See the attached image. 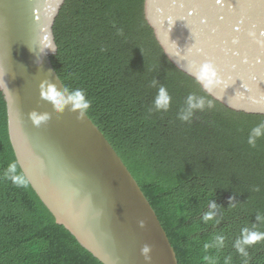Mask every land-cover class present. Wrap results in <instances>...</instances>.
<instances>
[{
	"label": "trees",
	"instance_id": "16d2710c",
	"mask_svg": "<svg viewBox=\"0 0 264 264\" xmlns=\"http://www.w3.org/2000/svg\"><path fill=\"white\" fill-rule=\"evenodd\" d=\"M57 40L59 78L67 90L85 93V113L137 181L179 264H264V242L249 247L248 257L234 247L243 228L264 231V137L248 144L256 125L230 123L205 109L190 121L178 118L190 93L153 61L134 0H71ZM160 86L171 96L167 111L154 107ZM9 165L15 171L8 175H19L25 186L7 178ZM208 211L215 218L205 223ZM217 236L223 247L206 250ZM0 264H101L56 224L27 183L1 97Z\"/></svg>",
	"mask_w": 264,
	"mask_h": 264
},
{
	"label": "water",
	"instance_id": "95a60500",
	"mask_svg": "<svg viewBox=\"0 0 264 264\" xmlns=\"http://www.w3.org/2000/svg\"><path fill=\"white\" fill-rule=\"evenodd\" d=\"M70 2L0 0V97L17 164L56 224L101 264H179L156 212L100 129L86 113L80 119L70 106L57 112L43 97L48 84L67 95L54 64ZM134 19L159 69L210 101L208 113L264 123V0H134ZM193 61L216 65L220 82L211 96L188 71ZM33 112L50 119L37 126ZM145 245L150 261L141 254Z\"/></svg>",
	"mask_w": 264,
	"mask_h": 264
},
{
	"label": "clouds",
	"instance_id": "9594fccd",
	"mask_svg": "<svg viewBox=\"0 0 264 264\" xmlns=\"http://www.w3.org/2000/svg\"><path fill=\"white\" fill-rule=\"evenodd\" d=\"M250 36L252 34L250 33ZM55 51V48H48ZM188 71L194 77L196 83L200 86L202 91L206 93L208 96H211L220 82V74L216 67V65L210 61H205L203 63H197L193 61L188 66ZM153 86L157 84L156 81L152 82ZM67 95L61 93L57 90L54 85L48 84L42 87L43 97L53 103L57 112L62 113L66 107L70 106L74 112H79V118L82 119L84 117L85 111L89 108L90 102L86 98L85 93L81 89L67 90ZM171 103V96L169 95L167 89L164 86H160L158 93L154 100V107L158 111H167ZM185 107L181 109L178 114V118L182 121H190L195 112L202 111L205 107H212V103L209 101L206 104V100L204 96H197L195 94H190L186 98ZM31 119L35 123V125L40 126L41 124H46L50 119L47 113L41 114L37 112H33L31 114ZM264 137V123H260L256 127L251 129V132L248 136V144L252 147H255L257 139ZM15 171V165H9V168L6 172L7 178L11 179L14 184L18 186H25V181L19 175H8L10 172ZM209 207L211 209H215L217 206L215 203L210 202ZM215 218L214 211L206 212L202 219L205 223L211 221ZM259 220L260 217H257ZM144 224L141 222V227ZM264 242V231H256L251 230L249 228H243L241 230L240 237L236 240L234 247L237 252L240 253L243 257H248L247 249L256 244ZM224 245V237L217 236L214 244H206L205 249L207 250L210 247L221 248ZM152 249L150 246L145 245L141 249V254L144 256L146 260L151 259ZM206 259H209L206 257Z\"/></svg>",
	"mask_w": 264,
	"mask_h": 264
}]
</instances>
